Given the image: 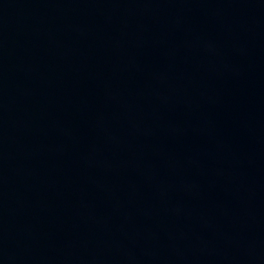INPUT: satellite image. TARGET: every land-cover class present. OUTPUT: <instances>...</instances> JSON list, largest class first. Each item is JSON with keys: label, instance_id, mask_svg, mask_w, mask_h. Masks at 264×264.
<instances>
[{"label": "water", "instance_id": "water-1", "mask_svg": "<svg viewBox=\"0 0 264 264\" xmlns=\"http://www.w3.org/2000/svg\"><path fill=\"white\" fill-rule=\"evenodd\" d=\"M230 201L264 264V0H176Z\"/></svg>", "mask_w": 264, "mask_h": 264}]
</instances>
